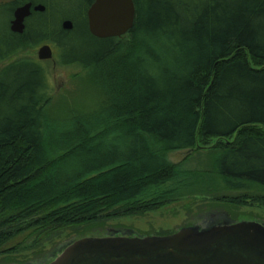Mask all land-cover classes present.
<instances>
[{
	"label": "trees",
	"instance_id": "16d2710c",
	"mask_svg": "<svg viewBox=\"0 0 264 264\" xmlns=\"http://www.w3.org/2000/svg\"><path fill=\"white\" fill-rule=\"evenodd\" d=\"M93 1L0 2V64L48 43L103 97L93 113L54 121L46 66H0L1 260L47 263L68 230L185 196L264 208V0H133L132 28L107 38L88 30ZM25 2L45 9L13 32ZM182 149L204 150L203 166L167 159Z\"/></svg>",
	"mask_w": 264,
	"mask_h": 264
},
{
	"label": "water",
	"instance_id": "95a60500",
	"mask_svg": "<svg viewBox=\"0 0 264 264\" xmlns=\"http://www.w3.org/2000/svg\"><path fill=\"white\" fill-rule=\"evenodd\" d=\"M35 11L45 9L35 4ZM31 2L13 10L10 30L22 33ZM87 27L97 38L119 37L127 33L135 20L133 0H94L86 10ZM61 27L72 28L64 19ZM40 60L53 58L48 43L36 51ZM180 251H177L176 249ZM184 251H200L191 256ZM44 264H264V224L256 220L200 228L189 226L164 235L82 236L67 244Z\"/></svg>",
	"mask_w": 264,
	"mask_h": 264
},
{
	"label": "rangeland",
	"instance_id": "374dc122",
	"mask_svg": "<svg viewBox=\"0 0 264 264\" xmlns=\"http://www.w3.org/2000/svg\"><path fill=\"white\" fill-rule=\"evenodd\" d=\"M3 1L7 0H0V2ZM37 49L38 47L27 48L14 58L36 57ZM53 49L55 55V48L53 47ZM10 60L1 63L0 66L8 63ZM42 63L46 66L51 86V99L45 108L46 114L50 119L61 121L74 114H90L103 103L102 93L92 84L86 72L79 67L75 65H59L55 62V56L51 59L42 61ZM63 127L64 126H60V128ZM53 130H59V128H54ZM203 152L204 150H200L199 153H188V150L186 149L175 150L167 153V159L174 163L182 162L184 168H197L203 166V163L200 164V161L202 162L206 160ZM229 193L234 194L236 192L229 191ZM206 203H208V201H203L200 198L196 199L194 195L193 197L185 196L177 201L165 204L156 210L147 211L142 215L104 218L96 223L83 225L78 229H73V231L68 230L70 233L66 231L62 235V238L59 239V243L71 237L75 240L82 236H105L106 234L104 231L108 228H116L120 231L125 230L124 233L130 235H163L164 232H169L172 229H175L186 220H192V217L196 214L200 215L224 210L229 211L232 216L235 213V210L232 209V211L222 205H207ZM236 213L264 220V208H257L248 205L240 207ZM76 232L81 236L75 234ZM23 237V235L17 236L7 245H14L22 240ZM46 248H48V246ZM22 260L25 259L20 257L16 260H1L0 258V264H17V262H22Z\"/></svg>",
	"mask_w": 264,
	"mask_h": 264
},
{
	"label": "flooded vegetation",
	"instance_id": "af4514ba",
	"mask_svg": "<svg viewBox=\"0 0 264 264\" xmlns=\"http://www.w3.org/2000/svg\"><path fill=\"white\" fill-rule=\"evenodd\" d=\"M34 5L35 4H33V3L31 4V13H30V15L33 12H38V11H35V10L32 9ZM12 18H13V11H12V16H11L10 20ZM42 44H44V43H41V44L37 45L36 47H39ZM51 48H52L53 56H54V49H53L52 46H51ZM34 59H36L37 61H40L41 63H42V61H45V60L38 59L37 56L34 57ZM196 215H194V217H192L193 218L192 220L188 219L183 224H181L180 226H177L175 229H172L171 231H169L167 233H164V234L174 233V232H177V231L181 230L182 228L189 227V226H199L200 228H205V227H210V226H217V225H222V224L234 223V222H237V221L242 220V219H245V220H256V221H259V222L264 224V220L263 219L247 217V216H232L229 213V211H225V210L224 211H220V212H211V213L200 214V215H197V216ZM195 217H197V218H195ZM124 231L117 230L116 228H108L104 232L106 234L105 236H107V235L134 236V234L130 235L128 233H124ZM71 241H73L72 237L69 238V239L61 241L60 245L57 248H55L52 252H49L48 258H51V259L54 258L55 255L57 253H59ZM176 250L180 251L179 249H176ZM184 252H186V254H189L191 256H199V255H203L204 254V252H200V251H195V252L184 251Z\"/></svg>",
	"mask_w": 264,
	"mask_h": 264
}]
</instances>
